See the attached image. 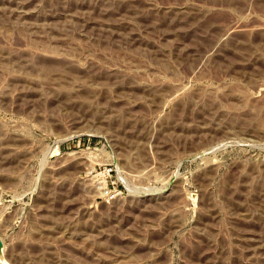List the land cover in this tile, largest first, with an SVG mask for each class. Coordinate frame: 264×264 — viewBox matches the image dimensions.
Segmentation results:
<instances>
[{
  "label": "rangeland",
  "instance_id": "374dc122",
  "mask_svg": "<svg viewBox=\"0 0 264 264\" xmlns=\"http://www.w3.org/2000/svg\"><path fill=\"white\" fill-rule=\"evenodd\" d=\"M0 239L264 264V0H0Z\"/></svg>",
  "mask_w": 264,
  "mask_h": 264
},
{
  "label": "built area",
  "instance_id": "2783aa9c",
  "mask_svg": "<svg viewBox=\"0 0 264 264\" xmlns=\"http://www.w3.org/2000/svg\"><path fill=\"white\" fill-rule=\"evenodd\" d=\"M111 171H112V168L109 167V168H104L103 172L106 173L107 175H111ZM108 185V184H107ZM105 196H106V199L109 201L110 199H112L115 195H116V190H112L110 188H107V186L105 187Z\"/></svg>",
  "mask_w": 264,
  "mask_h": 264
},
{
  "label": "bare ground",
  "instance_id": "6f19581e",
  "mask_svg": "<svg viewBox=\"0 0 264 264\" xmlns=\"http://www.w3.org/2000/svg\"><path fill=\"white\" fill-rule=\"evenodd\" d=\"M56 152H57V149H56ZM3 258H2V247L0 248V261H2ZM3 263V262H2Z\"/></svg>",
  "mask_w": 264,
  "mask_h": 264
},
{
  "label": "water",
  "instance_id": "95a60500",
  "mask_svg": "<svg viewBox=\"0 0 264 264\" xmlns=\"http://www.w3.org/2000/svg\"><path fill=\"white\" fill-rule=\"evenodd\" d=\"M2 247V242H1V239H0V248Z\"/></svg>",
  "mask_w": 264,
  "mask_h": 264
}]
</instances>
